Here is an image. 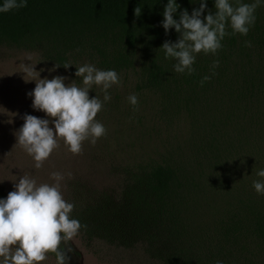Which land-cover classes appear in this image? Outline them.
<instances>
[{
  "label": "trees",
  "instance_id": "trees-1",
  "mask_svg": "<svg viewBox=\"0 0 264 264\" xmlns=\"http://www.w3.org/2000/svg\"><path fill=\"white\" fill-rule=\"evenodd\" d=\"M200 2L176 0L173 18L178 21L185 9L191 15ZM254 2L230 0L234 7ZM167 3L27 0L26 7L0 12V45L42 54L58 65L86 61L118 75L137 68L139 89L159 94L168 116L184 112L189 119L196 135L193 161L169 158L139 165L125 184L123 201L111 204L108 198L100 207L123 215L120 220L108 215L105 232L125 244L139 240L163 264H264V194L253 187L254 181L264 182L257 175L264 170V0L248 34L233 35L226 25L222 47L215 55L197 54L191 75L176 73V61L166 59L161 48L180 37L174 28L166 34L162 26ZM206 4L201 19L216 12L215 0ZM214 61H219L215 68ZM206 75L211 79L200 86ZM209 185V191L226 192L225 200L209 207L210 218L200 223L192 207ZM6 198L0 190V199ZM71 218L81 228L91 224L84 213Z\"/></svg>",
  "mask_w": 264,
  "mask_h": 264
},
{
  "label": "rangeland",
  "instance_id": "rangeland-1",
  "mask_svg": "<svg viewBox=\"0 0 264 264\" xmlns=\"http://www.w3.org/2000/svg\"><path fill=\"white\" fill-rule=\"evenodd\" d=\"M66 63L72 65L56 67L55 61L42 54L0 45V190L7 197L23 175L38 184H53L51 173L59 172L63 175L60 186L64 199L74 204L71 216L84 213L91 221L73 240L61 244L67 264H163L151 258L139 240L125 244L105 232L102 227L108 222V215L119 220L123 215L111 206L100 207L108 198L111 204L123 201L130 173L138 171L139 165L146 161L172 158L176 162L191 163L194 159L192 138L194 143L196 135L190 121L184 112L177 117L165 114L162 97L139 89L137 68L128 70L119 74L121 84L108 90L111 100L104 103L96 117L106 128V134L95 145L85 141L79 155L68 152L61 140L43 166L36 169L33 158L15 145V133L23 125L26 114L48 117L32 107L28 93L34 90L35 80H25L62 76L67 78L66 85L76 81L82 86L81 78L75 76L76 67L91 63ZM26 65L34 66L36 72L25 74ZM53 68L56 70L49 71ZM132 94L138 98L135 108L127 99ZM96 95L103 101L104 93L99 88L89 90L90 98ZM50 127L54 125L50 123ZM209 187L198 193L197 204L192 207L200 223L210 218L209 207L220 206L225 200L226 192L209 191ZM101 211L108 213L101 214ZM121 222L128 224L123 219ZM47 257L40 264H57L52 255L48 253Z\"/></svg>",
  "mask_w": 264,
  "mask_h": 264
},
{
  "label": "clouds",
  "instance_id": "clouds-1",
  "mask_svg": "<svg viewBox=\"0 0 264 264\" xmlns=\"http://www.w3.org/2000/svg\"><path fill=\"white\" fill-rule=\"evenodd\" d=\"M260 2L239 3L234 7L230 0H215V14L209 11L201 19L207 7L206 0H201L198 9H193L191 15L185 9L177 21L173 14L179 5L176 0H168L163 11L162 26L166 34L174 28L180 37L175 43H163L161 48L165 58L176 61L173 66L176 73L193 74L197 54L215 55L222 47L221 41L229 34L226 25H230L233 35L248 34L249 27L255 23L254 13ZM26 6L27 0H4L0 12ZM134 13L139 17L141 8L137 7ZM246 46L251 45L246 42ZM218 64L219 61H214L212 67ZM70 65L66 63L63 66L68 68ZM76 68L75 76L81 78L82 86L76 81L66 85L67 78L62 76L25 80H35L34 90L28 93L32 97V107L48 117L42 119L26 114L23 125L15 133V145L33 158L36 169H40L59 147V141H63L68 152L79 155L85 141L95 145L106 134V128L96 117L104 103L111 100L108 90L121 84L120 77L115 70H100L92 64ZM33 72H36L34 66H25V74L31 75ZM210 79V76H204L199 82L200 86ZM94 87L104 93L103 101L97 95L89 97V90ZM127 99L134 108L138 105L135 94ZM50 123L54 127H50ZM257 175L264 178V170ZM51 178L55 183L38 184L35 179L23 175L15 184V190L10 191L6 199H0V264H40L48 258V253L56 255L57 264H67L61 244L73 240L82 225L79 220L71 218L74 204L67 202L61 192L63 175L52 172ZM253 187L258 194H264V182L254 181ZM216 264L223 262L217 261Z\"/></svg>",
  "mask_w": 264,
  "mask_h": 264
}]
</instances>
